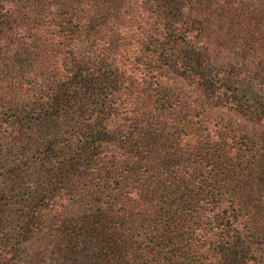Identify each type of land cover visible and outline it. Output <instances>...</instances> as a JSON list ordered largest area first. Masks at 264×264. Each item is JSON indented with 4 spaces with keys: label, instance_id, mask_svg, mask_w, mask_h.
<instances>
[{
    "label": "trees",
    "instance_id": "trees-1",
    "mask_svg": "<svg viewBox=\"0 0 264 264\" xmlns=\"http://www.w3.org/2000/svg\"><path fill=\"white\" fill-rule=\"evenodd\" d=\"M0 264H264V0H0Z\"/></svg>",
    "mask_w": 264,
    "mask_h": 264
}]
</instances>
